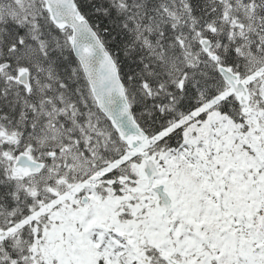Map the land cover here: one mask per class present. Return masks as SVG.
<instances>
[{
    "label": "snow or ice",
    "instance_id": "snow-or-ice-1",
    "mask_svg": "<svg viewBox=\"0 0 264 264\" xmlns=\"http://www.w3.org/2000/svg\"><path fill=\"white\" fill-rule=\"evenodd\" d=\"M0 264H264V0H0Z\"/></svg>",
    "mask_w": 264,
    "mask_h": 264
}]
</instances>
